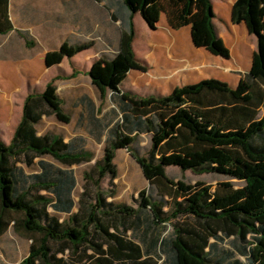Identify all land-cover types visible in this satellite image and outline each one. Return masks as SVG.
<instances>
[{
    "label": "trees",
    "instance_id": "trees-1",
    "mask_svg": "<svg viewBox=\"0 0 264 264\" xmlns=\"http://www.w3.org/2000/svg\"><path fill=\"white\" fill-rule=\"evenodd\" d=\"M137 14L152 30L163 15L175 30L191 26L197 47L230 57L214 24L213 0H120L115 10L122 25L119 46L113 55L93 61L88 76L103 96L112 93L121 120L110 128L103 158L84 173L78 210L74 170L45 157L72 167L93 161L94 153L82 139L39 135L37 125L45 116L71 122L50 82L25 98L11 142L0 138V235L13 222L16 231L30 237L22 264H264V0H237L233 6L234 24L244 23L257 38L251 70L235 88L205 79L168 95L124 91L133 69L146 71L135 57ZM14 29L10 0H0V35ZM18 32L28 48L35 46L29 31ZM91 47L65 42L47 53L46 64L58 66ZM143 134L151 136L146 154L135 148ZM122 149L150 184L140 192L137 207L109 201L116 191L107 193L102 186L106 178L115 185V160ZM20 163L37 164L39 171L29 173ZM171 166L243 185L223 182L213 190L203 182H175L167 173ZM169 225L173 231L166 236ZM223 239L238 242L246 262L226 257L213 262Z\"/></svg>",
    "mask_w": 264,
    "mask_h": 264
},
{
    "label": "rangeland",
    "instance_id": "rangeland-1",
    "mask_svg": "<svg viewBox=\"0 0 264 264\" xmlns=\"http://www.w3.org/2000/svg\"><path fill=\"white\" fill-rule=\"evenodd\" d=\"M236 1L213 0L218 14L214 19V24L219 36L230 50V57L224 61L225 58L211 54L208 71L203 76L194 79L193 82L214 79L235 88L241 78L250 72L254 53L257 50V38L245 31L246 27L244 29L236 24L234 26L229 21L230 6ZM111 2L115 3L116 10L120 0H111ZM60 3L61 0H13L15 4L13 20L17 30L6 36L0 35V138L2 137L8 143L11 141L14 129L12 127L21 117L25 97L29 93H41L48 83L54 82L63 102V109L70 115L71 122L65 124L58 121L55 116H45L37 125L39 134L60 135L66 140L82 139L85 148L94 153L93 161L72 167L60 164L51 156L45 157V160L56 166L74 170L77 176V187L74 192L75 211H77L81 194L84 191V173L91 171L96 162L103 158L110 128L121 120L119 109L112 101V93L102 95L87 76V66L103 54H114L119 46L122 25L115 23L108 31L80 30L74 23L75 16L61 15L63 9ZM27 6L29 10L25 9ZM25 10H28V13H24ZM19 11L22 13L19 14ZM134 23L136 29L135 57L139 65L146 68V71L133 69L122 89L143 97L159 95L155 93L158 88L150 85L146 79L155 80L152 76L155 72L154 57L148 50V43L153 39L154 32L140 14L135 16ZM18 30L30 32L31 39L35 42L33 48L26 46ZM65 42L70 44L89 42L92 43L93 48L80 53L79 57L73 58L72 61L65 59L59 66L46 68L47 52L58 50ZM232 44H234L233 47H231ZM150 55H152V62L149 61ZM76 68L82 69L84 74L71 77ZM150 139L151 136L148 134L141 135L135 148L141 154H146L150 148ZM115 163L118 168L115 185L113 186L110 179L106 178L102 183L103 189L107 193L113 189L116 191L115 197L109 198V201L137 207L140 192L150 188L149 181L127 149L117 152ZM19 166H23L29 173L39 171L37 164L31 168L22 163ZM167 173L175 182L183 180L191 185L203 182L210 185L213 190H216L217 186L223 182H233L236 188L243 185L240 181L230 180L222 175L183 172L174 166L168 167ZM60 216L62 219L68 217ZM172 231L173 227L169 225L165 232L166 236ZM238 244L233 239L220 241L217 250L212 254L213 262L225 257L229 260L246 262L245 257L239 252ZM167 257V254L162 253V259L165 260Z\"/></svg>",
    "mask_w": 264,
    "mask_h": 264
},
{
    "label": "crops",
    "instance_id": "crops-1",
    "mask_svg": "<svg viewBox=\"0 0 264 264\" xmlns=\"http://www.w3.org/2000/svg\"><path fill=\"white\" fill-rule=\"evenodd\" d=\"M14 5L13 0H10V17L15 28L13 31L17 30L13 20ZM60 5L63 9L61 15L75 16L74 23L78 25L80 30L85 29L95 32L108 31L115 23H120V21H115V6L114 3L109 0H61ZM233 6L234 3L230 6L231 15L229 19L232 25H234L232 19ZM25 9L29 10L30 8L27 6ZM28 10H25L24 13H28ZM215 12L216 15H218L216 10ZM20 13H22V11H19V14ZM236 25L239 27L242 26L244 29L246 27L244 23ZM246 29L245 31H248ZM152 31L154 32L153 39L148 43V50L154 57L155 72L152 76L155 80L146 79L150 85L152 84L158 88V91L155 93L168 95L177 87L198 83L193 82V80L203 76L204 73L208 71L211 53L205 48H200L195 45L191 26L175 30L169 25L166 16L163 15L157 29ZM233 46L234 44L231 45V47ZM92 48L93 46L81 53L91 50ZM79 54L73 58L79 57ZM152 55H150L149 58L150 62H152ZM73 58L68 60L72 61ZM225 60L226 59H224V61ZM92 63L93 61L87 66V76ZM45 67L48 69L52 68L48 67L46 64V57ZM73 73H75V77L84 74L83 70L80 68H76ZM20 119L16 121L15 126L12 127L14 129L11 140ZM8 124L10 123L8 122ZM6 143L9 144L8 142ZM31 243L32 240L30 237L23 232L16 231L14 229V223L11 222L8 229L0 235V264H22L23 260L30 252Z\"/></svg>",
    "mask_w": 264,
    "mask_h": 264
}]
</instances>
